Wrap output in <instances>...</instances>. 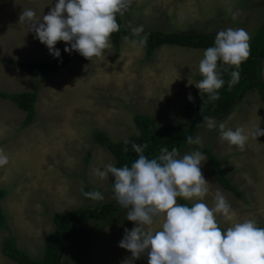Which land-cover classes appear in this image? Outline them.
<instances>
[{
  "label": "rangeland",
  "instance_id": "1",
  "mask_svg": "<svg viewBox=\"0 0 264 264\" xmlns=\"http://www.w3.org/2000/svg\"><path fill=\"white\" fill-rule=\"evenodd\" d=\"M57 2H0V91L36 93L33 121L25 128L21 127L25 113L8 100H0V149L9 158L0 166V188L5 191L0 210L9 230H0V264H15L1 253L8 233L19 250L39 260L44 240L54 229V215L80 207L92 209L109 201V177L101 180L97 169L113 164V158L93 141V134L102 133L113 143L125 141L137 134L136 113L152 118L159 128L184 129L189 120L182 111L199 98L195 85L203 79L199 62L204 49L160 45L146 60L142 46L125 38L118 51L112 46L103 56L89 60L73 50L70 61L53 73L41 78L27 76L17 63L42 60L51 53L27 23L19 22V16L24 9H32L42 19ZM229 9L238 13L236 20ZM121 23L129 31L142 25L141 35L149 30L216 35L231 27L243 28L252 37L264 23V0H132ZM70 46L60 41L55 48L64 51ZM259 74L264 82V60L259 63ZM214 120L217 127L213 129L201 123L191 136L201 143L186 145L180 156L198 148L209 149L241 194L236 198L220 188L206 161L202 163L209 182L203 202L213 207L219 190L234 212L231 220L217 216L222 228L245 219H255L264 227V136L254 139L250 135L241 151L221 139L218 129L224 123L233 130L243 126L249 134L258 126L264 130V106L258 93L244 91L224 116ZM84 188L98 190L104 199H83L80 192ZM135 226L127 220L126 209L103 222L73 223L59 263L124 264L130 260V252L119 243L125 229Z\"/></svg>",
  "mask_w": 264,
  "mask_h": 264
},
{
  "label": "clouds",
  "instance_id": "2",
  "mask_svg": "<svg viewBox=\"0 0 264 264\" xmlns=\"http://www.w3.org/2000/svg\"><path fill=\"white\" fill-rule=\"evenodd\" d=\"M132 0H58L42 19L36 17L32 9H24L19 22L27 23L36 38L45 44L54 57L60 56L57 42L70 44L65 52L77 51L86 59L101 57L112 47L111 36L120 30L117 15L128 11ZM236 20L238 13H233ZM65 13L67 15H65ZM133 36L144 32L143 26L132 28ZM128 39V37H125ZM148 36L144 34L139 43L146 45ZM251 35L243 28H227L215 36L214 46L205 49L199 62V72L203 79L195 86L205 92L210 101L218 100V90L225 85L220 64L235 70L230 73L229 90L240 80V66L251 55ZM137 41L133 40L135 44ZM188 99L193 98L189 94ZM203 124L213 129L217 123L204 116ZM221 139L241 151L249 136L257 139L264 136L258 126L250 134L243 126L234 130L218 124ZM188 144H200L198 137L187 138ZM125 145L129 142L124 141ZM137 158L130 164L117 167L107 164L103 170L97 169L101 180L111 176L114 180L113 193L116 202L127 210V220L135 227L125 229L119 247L132 254V260L147 253L148 264H264V227L255 219H245L222 228L217 216L231 220L234 212L227 198L217 190L213 207L204 203L209 192V182L205 179L201 166L205 155L195 150L182 157L175 147L160 149L159 156L149 158L144 155L148 147L145 143H133ZM128 151L127 147L124 149ZM9 162L8 156L0 149V166ZM84 197L100 201L104 197L99 191L84 192ZM196 201L180 203V199ZM154 225H159L154 229ZM124 264H129L125 261Z\"/></svg>",
  "mask_w": 264,
  "mask_h": 264
},
{
  "label": "trees",
  "instance_id": "3",
  "mask_svg": "<svg viewBox=\"0 0 264 264\" xmlns=\"http://www.w3.org/2000/svg\"><path fill=\"white\" fill-rule=\"evenodd\" d=\"M15 0H0L1 3H9ZM126 13V12H125ZM123 16L117 15V21L120 24V30L111 36V44L115 51L119 49L121 39L128 37V40H135L144 49V56L149 60L155 49L160 45L180 46L193 49H207L214 46L215 36L211 34L202 33H164L158 30H149L147 34L148 39L146 45L139 43L143 35L133 36L132 32L126 29L121 19ZM251 44L250 58L240 66V80L239 83L233 85L229 90L228 82L230 81V73L235 70L224 64H220L219 70L222 73V78L225 80V85L218 90L219 99L210 101L209 96L205 92H199L197 101L186 106L182 111V116L189 120L187 127L184 129H169L159 128L155 121L142 114L133 115V124L137 130V134L126 139L129 143L125 145L124 141L113 143L102 133L96 132L93 134V141L107 149L113 158V164L121 167L125 164H130L137 158V154L132 149L131 145L136 143L138 145L147 144L148 147L144 150V155L149 158L159 156L161 148H168L169 151L173 147L177 148L179 152L188 145L187 138L192 136L193 132L199 129L203 122L204 116L218 119L224 116L230 108L238 101L239 97L244 91L248 89H255L264 106V82L260 78L259 63L264 60V23L254 32ZM72 56V52L68 53L60 51L59 57H54L52 54L43 58L42 60L19 62V68L29 77L41 78L49 73H53L57 69L66 65ZM0 100H8L18 110L25 113L24 120L21 124L22 128L27 127L34 117V103L36 101L35 92H24L6 94L0 91ZM125 140V141H126ZM127 147L128 151L124 149ZM205 157L206 164L210 175L215 182L225 191L230 192L234 197L240 198L241 194L235 189L229 180L224 176L219 168V161L207 148H198ZM110 181V199L107 203L97 206L92 209L77 208L68 213L57 214L52 217L54 229L49 233L44 240L43 254L41 259L34 260L29 258L23 251L16 247L14 238L8 233L1 245V253L3 256L14 262L15 264H60L63 244L70 237L73 232V223L82 220H93L103 222L108 219H114L115 216L121 212L122 208L114 199L113 184L114 180L109 176ZM98 191L92 188H84V192ZM83 199L92 200L83 196ZM5 191L0 188V200L4 197ZM95 201V200H93ZM180 203H190L184 199L179 200ZM0 230L8 232V226L5 222V216L0 210ZM129 230H131L129 228ZM147 260V253L142 255L139 259L132 260L130 252L129 264H142Z\"/></svg>",
  "mask_w": 264,
  "mask_h": 264
}]
</instances>
